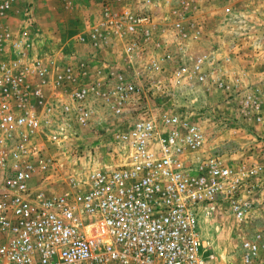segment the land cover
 Wrapping results in <instances>:
<instances>
[{
    "label": "built area",
    "instance_id": "2783aa9c",
    "mask_svg": "<svg viewBox=\"0 0 264 264\" xmlns=\"http://www.w3.org/2000/svg\"><path fill=\"white\" fill-rule=\"evenodd\" d=\"M123 1L100 0L105 7L87 37L100 47L120 42L131 59L153 41L157 22L152 0L138 9ZM12 6L13 0H0V16ZM23 34L0 24V264H211L216 253L202 219L226 206L248 221L264 184L263 165H232L205 153L199 125L174 109L151 112L140 104L148 95L141 76L109 72L86 82L84 61L56 66L29 59ZM169 58L164 53L144 66L156 71ZM210 60L199 53L188 65L175 64L173 81L211 80L229 89L223 78L209 77ZM54 91L62 92L61 112L82 125L93 118L90 102L99 96L118 118L112 139L122 155L72 189L48 193L35 183L50 163L33 138L54 111ZM245 101L253 102L250 95ZM240 242L239 264H264V226L241 234Z\"/></svg>",
    "mask_w": 264,
    "mask_h": 264
},
{
    "label": "rangeland",
    "instance_id": "374dc122",
    "mask_svg": "<svg viewBox=\"0 0 264 264\" xmlns=\"http://www.w3.org/2000/svg\"><path fill=\"white\" fill-rule=\"evenodd\" d=\"M141 1L124 0L123 4L138 9ZM152 1L150 13L157 22L154 39L131 59L122 43L100 47L87 37L105 7L100 0H13L11 9L0 16V24L21 34L24 31L29 59L40 58L56 66L84 61L86 82L106 79L109 72H121L131 79L141 76L148 93L140 103L144 108L151 112L174 109L199 125L207 154L232 165L245 162L264 167V0ZM27 17L30 25L25 22ZM80 35L85 39L80 40ZM164 53L170 54L164 67L150 71L144 66L149 58ZM199 53L211 55L206 66L209 77L223 78L229 89L215 87L211 80L175 84L174 65H188ZM53 94L54 111L33 138L49 159L50 167L35 174L36 185L48 193L72 189L75 180L98 166L119 162L122 155L112 139L118 118L99 96L90 102L93 118L82 125L72 114L61 112L62 92ZM249 95L253 102L246 105ZM3 177L0 171V182ZM260 190L248 221L237 220L226 206L202 219V234L214 243L216 258L211 264H239L241 234L264 226V184Z\"/></svg>",
    "mask_w": 264,
    "mask_h": 264
}]
</instances>
